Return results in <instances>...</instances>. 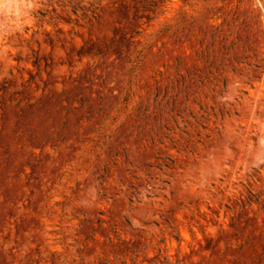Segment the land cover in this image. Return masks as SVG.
<instances>
[{
    "label": "rangeland",
    "instance_id": "obj_1",
    "mask_svg": "<svg viewBox=\"0 0 264 264\" xmlns=\"http://www.w3.org/2000/svg\"><path fill=\"white\" fill-rule=\"evenodd\" d=\"M0 264H264V0H0Z\"/></svg>",
    "mask_w": 264,
    "mask_h": 264
}]
</instances>
